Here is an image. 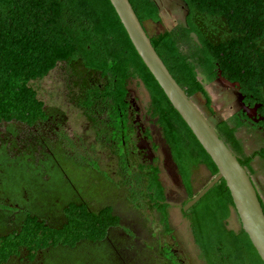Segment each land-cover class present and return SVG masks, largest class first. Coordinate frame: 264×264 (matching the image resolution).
<instances>
[{"label": "trees", "instance_id": "obj_1", "mask_svg": "<svg viewBox=\"0 0 264 264\" xmlns=\"http://www.w3.org/2000/svg\"><path fill=\"white\" fill-rule=\"evenodd\" d=\"M182 1L188 8L185 22L151 35L170 72L190 97L202 94L212 114L217 109L205 82L217 80L219 72L240 82L245 100L261 104L264 114V0ZM130 2L143 24L161 20L156 0ZM60 62L67 63L73 78H78L77 104L91 114L94 109L109 112L110 126L116 128L128 80L137 78L144 84L191 198L197 194L194 167L204 164L213 176L218 174L212 158L140 57L110 0H0V122L34 125L46 118L45 102L33 81L45 78ZM240 126L235 119H221L215 125L251 171L253 158L263 154H245L237 136ZM151 186L165 199L158 169ZM166 207L161 208L172 232ZM233 210L231 192L222 179L184 214L206 264H264L242 225L239 230L228 227ZM66 219L63 227H54L32 210L22 212L20 219L16 216L17 228L0 234V264H8L22 251L33 260L48 248H73L83 239L103 238L110 226L118 224L110 207L95 212L72 205Z\"/></svg>", "mask_w": 264, "mask_h": 264}, {"label": "flooded vegetation", "instance_id": "obj_2", "mask_svg": "<svg viewBox=\"0 0 264 264\" xmlns=\"http://www.w3.org/2000/svg\"><path fill=\"white\" fill-rule=\"evenodd\" d=\"M144 26L146 28L145 23ZM68 70H70V68ZM68 77L70 78L69 82L72 87V89L69 90L71 102L76 104L86 116L88 120L87 127H96V141H99L103 146L104 144L107 145L111 157L116 160V166L113 167L112 172H109L104 170L100 162L96 159L90 158L95 168L92 167L89 170L88 165L80 161L82 156L71 155L69 151L65 149V145L56 146L50 160L49 176L51 175V179L53 180V189L49 192L52 203L48 204V218H46V220L54 227H63L68 223L66 212L72 205L79 207L85 206L89 210L95 212H100L104 208L110 207L113 215L118 218V224L110 226L107 234L103 238L93 241L83 239L78 242V245L88 242L110 246L115 253L117 260L116 264H189L185 254L177 243L173 229L172 232H168L163 210L161 208L167 205L166 211L168 213L169 206L176 205H170L166 202L172 201L168 200L167 196L165 199L160 198L157 190L153 189L151 186L153 172L158 169L160 178L162 170V158L159 154V146L153 135V130H158L163 133L158 123L159 117L154 116V110H152L151 107L144 111L128 88L129 91L125 102L123 106L120 107L121 118L119 119V127L110 126L111 129L106 131L102 125H97V117L101 116V111L99 109H94V113L91 114L77 104L75 98L76 94L72 92V90L78 89V78H73L71 73H68L67 78ZM82 81L85 82V79ZM34 88L37 90L35 86ZM233 89L239 91L240 97H243V102L246 106L250 107L249 112L251 115L244 111V106L240 102L239 109L230 117L241 123V126L237 130V136L243 144L244 152L247 155H251L255 151H261L263 154L253 158L252 170L248 171L252 176L262 204L264 205V171H260L254 163L256 160L264 161V135L258 132H264V114L260 110L262 106L261 104L253 105L248 103L240 87ZM81 94L83 95L82 92ZM254 107L257 109L253 110ZM44 108L47 117L39 120L34 125H27L17 120L0 122V124L14 123L19 127L25 125L29 128H35L39 125H47L49 121H53L51 130L55 137L58 138L61 127L66 126L67 118L58 113L55 115L50 114L46 105ZM212 115L216 117V123L221 119H228L219 117L218 110L216 114ZM107 121L109 124L111 123L109 118ZM101 122L104 124L102 116ZM216 123L213 125L215 126ZM245 126L255 134L254 137H259L256 141L258 144L256 148L251 149L252 147H250V150H248L249 146L246 144L247 141H244V138L240 135V130ZM61 138L62 136L60 137V141H63ZM119 138H122V141H120ZM58 153H60L61 157L58 156ZM62 157L65 159L64 163L63 160H61ZM174 164L177 167L175 162ZM196 167L193 168L192 175ZM70 170H74V172L71 173L69 172ZM178 176L185 189L179 171ZM121 186H123L124 200L121 199V194L119 192L116 193V190L121 189ZM8 190L10 198L14 199L17 203L8 204V208L0 209V234L13 232L18 226L17 223L13 222L14 218L17 216V218L20 219V217H22V212L29 210L25 209V206L20 207V204H18L20 203L19 197H23L22 194H25L23 189L20 188L17 192H11V188ZM1 191H3V188L0 182V192ZM26 195L27 193L25 197ZM1 198L3 197L0 196V199ZM186 199L187 200L179 202L186 203L191 199L189 194ZM176 207H179L183 212L180 206ZM185 213L186 212H183V214ZM5 215H7V217L11 216L9 221ZM155 226L157 230L154 228ZM22 253L23 251L21 254ZM21 254L13 256L11 259L19 257ZM26 258L31 262L36 259L30 260L27 254L25 259ZM25 259L22 258L20 261H24ZM8 264H10V262Z\"/></svg>", "mask_w": 264, "mask_h": 264}, {"label": "rangeland", "instance_id": "obj_3", "mask_svg": "<svg viewBox=\"0 0 264 264\" xmlns=\"http://www.w3.org/2000/svg\"><path fill=\"white\" fill-rule=\"evenodd\" d=\"M156 1L160 6L161 20L159 22L151 20L145 22L150 35L172 29L185 22L188 8L184 1ZM68 69L67 63L60 62L45 78L33 82L38 90V96L45 102L48 112L52 115L58 113L67 118L66 126L61 127L58 138L51 130L53 121L35 128H29L25 125L19 127L14 123L0 124V182L3 188V191L0 192V196L3 197L0 199L2 203H0V209L8 208V204L17 203L8 195V189L11 188V192H17L21 188L27 195L25 197V194H22L23 197H19L20 203L18 204H20V207L25 206V209L32 210L48 218V204L52 203L49 192L53 189V180L51 175L49 176L50 160L56 146L65 145V149L71 155L82 156L80 161L87 164L89 170L92 167L95 168L90 158L96 159L100 162L101 167L109 172H112L113 167L116 166V160L111 157L107 145L104 144L103 146L99 141H96V127H87L88 120L86 116L70 100L69 90L72 87L69 82L70 78H67V75L71 73V70ZM200 79L204 80L201 74ZM205 86L212 96L219 117L231 119V115L240 106L239 91L224 86L218 79L213 82L206 81ZM128 88L144 111L151 107L150 95L139 79H129ZM74 91L72 90V92ZM192 99L204 112L208 120L215 124L216 117L210 113L205 104L204 96L196 94L192 96ZM108 113H101L104 124L101 122V116L97 117V125H102L106 131L111 129L107 121L109 118ZM258 132L264 135V132ZM153 135L158 143L159 154L162 158L160 179L165 188L167 199L177 202L187 200L188 194L178 176L177 167L172 160L163 133L153 130ZM240 135L244 138V141H247L248 150H250V147L253 149L258 146L256 141L259 137H254L255 134L248 130L247 126L240 130ZM61 136L63 141H60ZM99 139L103 140L102 138ZM58 156H60V153H58ZM61 160H63V163L65 162L63 157ZM254 163L260 171H264L263 160H256ZM69 172L72 173L74 170ZM212 178L211 171L205 165L197 166L192 175L193 191L198 193ZM120 188L116 190V193L119 192L121 199L124 200L123 186ZM168 213L170 226L188 263L206 264L199 247L194 241L190 222L181 209L176 206H169ZM5 217L8 218V221L11 218L7 215ZM227 223L231 229L239 230L241 228V221L235 210L232 211ZM154 228L157 230L156 226ZM26 254L27 252L24 251L21 256L14 257L11 259L10 264H116L117 262L115 253L110 246L88 242L73 248L55 247L42 250L32 262L28 261L27 258L25 259ZM22 258L25 260L20 261Z\"/></svg>", "mask_w": 264, "mask_h": 264}, {"label": "water", "instance_id": "obj_4", "mask_svg": "<svg viewBox=\"0 0 264 264\" xmlns=\"http://www.w3.org/2000/svg\"><path fill=\"white\" fill-rule=\"evenodd\" d=\"M119 15L133 45L151 71L165 94L192 130L198 141L210 155L219 172L186 203L166 201L170 205L180 206L183 212L192 208L210 189L224 179L231 192L235 210L242 228L249 235L252 244L264 261V207L258 190L248 169L242 165L238 156L220 137L216 127L208 120L200 107L179 84L164 60L155 49L151 36L138 17L130 0H110ZM218 80L226 87L239 88L240 82L231 81L218 74ZM245 112L250 115V107L243 102ZM257 108L254 107L253 110Z\"/></svg>", "mask_w": 264, "mask_h": 264}, {"label": "crops", "instance_id": "obj_5", "mask_svg": "<svg viewBox=\"0 0 264 264\" xmlns=\"http://www.w3.org/2000/svg\"><path fill=\"white\" fill-rule=\"evenodd\" d=\"M232 215V214H231ZM231 217V216H230Z\"/></svg>", "mask_w": 264, "mask_h": 264}]
</instances>
